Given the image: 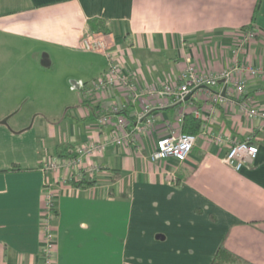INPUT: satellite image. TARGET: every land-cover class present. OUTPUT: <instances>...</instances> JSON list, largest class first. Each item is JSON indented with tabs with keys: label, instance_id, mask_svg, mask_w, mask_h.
<instances>
[{
	"label": "crops",
	"instance_id": "obj_1",
	"mask_svg": "<svg viewBox=\"0 0 264 264\" xmlns=\"http://www.w3.org/2000/svg\"><path fill=\"white\" fill-rule=\"evenodd\" d=\"M257 2L0 0V264L43 262L48 189L57 207L53 264H212L221 245L264 264V124L241 109L249 98L264 109V75L246 74L241 96L223 83L197 88L183 101L146 92L134 103L118 89L114 96L82 89L72 113L55 110L65 87L74 92V82L90 83L107 70L103 53L80 47L83 34L93 31L91 20L107 22L111 32L99 33L110 35L125 71L148 91L180 83L189 63L202 73L236 60L264 67V0L253 21ZM248 29L255 37L236 54ZM65 52L99 56L100 69L86 60L80 77L58 71ZM116 101L133 125L144 121L138 113L147 104L155 121L136 141L81 159L80 172L97 165L96 184L77 186L80 172L73 168H45L63 159L59 144L76 150L110 137L112 127L99 118ZM187 114L201 120L188 158L153 161L157 141L182 129ZM238 140L259 146L254 162L240 170L223 160Z\"/></svg>",
	"mask_w": 264,
	"mask_h": 264
},
{
	"label": "built area",
	"instance_id": "obj_2",
	"mask_svg": "<svg viewBox=\"0 0 264 264\" xmlns=\"http://www.w3.org/2000/svg\"><path fill=\"white\" fill-rule=\"evenodd\" d=\"M255 37V32L252 29H248L244 32L241 42L238 44V48L235 51L239 54L242 48L245 46L248 40ZM110 35L97 33L93 31H87L83 34L80 47L85 51L101 52L103 53L108 62L107 70L98 79L92 82H84L82 80L74 82L73 89L81 88L87 92L95 90L100 95L114 96L115 91L121 90L127 97L129 102L138 101L146 92L151 95L167 94L173 95L178 100H185V98L195 89L202 86L214 87L221 83L225 85L228 91L234 90L238 96L245 94L247 88L246 74L252 77H260L264 75V67L262 65L253 64L249 61L240 62L236 60V63L229 68L222 69L217 73H202L199 72L196 66L189 63L185 69L181 72L179 79L180 83L170 84L165 83L162 88L153 87L152 89L144 90L137 82L136 75L125 71L126 66L120 57V49L113 48L115 42H111ZM221 97H217L220 99ZM127 101V102H128ZM251 99L241 102L242 111L250 118L261 120L264 124V109H261L250 102ZM125 105L116 101L109 106H105L101 112L99 123L102 125H110L112 127L111 136L104 141L92 142L90 144H82L77 146L76 151L79 155L76 158H63L50 161L46 164L45 168L50 170H59L65 168L70 171L79 170L81 159L95 155L100 150L104 149L107 145H115L122 147L136 141L138 136L144 132H148L154 125V117L149 115L150 104L142 107L141 112L138 113V119L143 117L142 123H136L133 125L130 122V118L123 112ZM182 121V118H179ZM198 139V134L187 133L182 129L179 131L173 129L172 132L157 141L155 150L151 153V159L153 161L176 158L183 161L188 158L191 153L195 142ZM217 142H224L222 135H217L214 138ZM259 152V146L249 140L234 141L226 155L223 157L224 162L234 167L236 170H240L246 164H251L256 159ZM87 171H84L89 176H94L97 172V165L95 163H89ZM81 174L78 173L76 180L81 178ZM66 180V178H65ZM55 194L53 190L48 189L46 193L45 202L42 209V258L41 264H53L54 255L57 250V235L55 231V219L57 217V207L55 203Z\"/></svg>",
	"mask_w": 264,
	"mask_h": 264
},
{
	"label": "trees",
	"instance_id": "obj_3",
	"mask_svg": "<svg viewBox=\"0 0 264 264\" xmlns=\"http://www.w3.org/2000/svg\"><path fill=\"white\" fill-rule=\"evenodd\" d=\"M263 0H258L257 5H256V9H255V13L253 16V21L257 20L258 17V12L260 9V6L262 4ZM91 29L94 32H103V33H110L111 32V28L110 26L107 24L106 21L104 20H98V19H93L91 20ZM247 29V28H245ZM201 129V120L192 116L191 114H187L185 116V119L183 121V127L182 130L184 132L187 133H194L197 134ZM74 147L72 145H68V144H59L57 146V155L60 157H65V158H76L79 153L73 149ZM19 168H11V170H18ZM8 170V169H7ZM80 174L82 175L81 178L79 180L73 179L74 183L79 186V187H89L92 186L94 184H96V180L92 179L91 176H89L87 173H85L84 171L80 172ZM246 262L248 264H253L250 263L249 261H247L245 258H243L242 256L232 252L231 250H229L225 245H221L219 247V249L216 252V255L213 259L212 264H231L234 262Z\"/></svg>",
	"mask_w": 264,
	"mask_h": 264
},
{
	"label": "rangeland",
	"instance_id": "obj_4",
	"mask_svg": "<svg viewBox=\"0 0 264 264\" xmlns=\"http://www.w3.org/2000/svg\"><path fill=\"white\" fill-rule=\"evenodd\" d=\"M94 56V58H93ZM86 60L96 62L97 67L100 69L99 62L100 57L95 55H89L86 56L84 54H78V53H64L62 56V61H58V65L56 68L58 71L66 72L67 70L70 71L71 74H74V77H80L84 75L85 69H84V62ZM78 63V64H77ZM81 88L76 89L74 92L69 91L66 87L64 88V96L62 98H58V107L55 109L58 111L56 112V115H60V113H72V110L75 108V102L77 101V91H81ZM59 100L62 101V104L60 106ZM53 107L55 108V103L53 104ZM62 110L63 112H60Z\"/></svg>",
	"mask_w": 264,
	"mask_h": 264
},
{
	"label": "water",
	"instance_id": "obj_5",
	"mask_svg": "<svg viewBox=\"0 0 264 264\" xmlns=\"http://www.w3.org/2000/svg\"><path fill=\"white\" fill-rule=\"evenodd\" d=\"M190 96H191V95H188V96L186 97V99H189V98H190Z\"/></svg>",
	"mask_w": 264,
	"mask_h": 264
}]
</instances>
